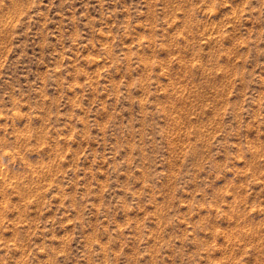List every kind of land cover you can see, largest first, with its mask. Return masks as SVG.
Instances as JSON below:
<instances>
[{
  "label": "rangeland",
  "instance_id": "1",
  "mask_svg": "<svg viewBox=\"0 0 264 264\" xmlns=\"http://www.w3.org/2000/svg\"><path fill=\"white\" fill-rule=\"evenodd\" d=\"M0 264H264V0H0Z\"/></svg>",
  "mask_w": 264,
  "mask_h": 264
}]
</instances>
